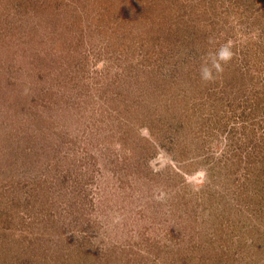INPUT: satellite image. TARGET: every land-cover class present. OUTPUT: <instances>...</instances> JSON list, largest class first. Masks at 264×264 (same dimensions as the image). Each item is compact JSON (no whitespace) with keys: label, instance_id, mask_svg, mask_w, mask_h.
<instances>
[{"label":"rangeland","instance_id":"1","mask_svg":"<svg viewBox=\"0 0 264 264\" xmlns=\"http://www.w3.org/2000/svg\"><path fill=\"white\" fill-rule=\"evenodd\" d=\"M0 264H264V0H0Z\"/></svg>","mask_w":264,"mask_h":264},{"label":"clouds","instance_id":"2","mask_svg":"<svg viewBox=\"0 0 264 264\" xmlns=\"http://www.w3.org/2000/svg\"><path fill=\"white\" fill-rule=\"evenodd\" d=\"M235 55L231 42L220 45L219 48L208 52L202 58L200 66L201 80L206 83L216 82L223 74L225 66L235 58Z\"/></svg>","mask_w":264,"mask_h":264}]
</instances>
